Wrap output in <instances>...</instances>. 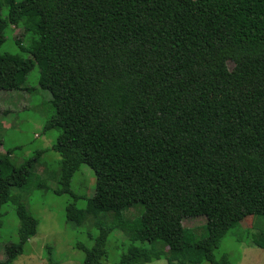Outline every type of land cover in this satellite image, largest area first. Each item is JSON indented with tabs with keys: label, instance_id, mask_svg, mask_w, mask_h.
<instances>
[{
	"label": "trees",
	"instance_id": "obj_1",
	"mask_svg": "<svg viewBox=\"0 0 264 264\" xmlns=\"http://www.w3.org/2000/svg\"><path fill=\"white\" fill-rule=\"evenodd\" d=\"M8 25L23 29L28 57L0 52V90L24 89L38 66L53 108L43 131H56L60 156L54 192L76 200L75 172L94 174L85 207L67 203L66 221L114 211L94 221L90 248L76 243L83 264H100L114 229L128 241L115 264H235L215 255L221 239L264 216V0H0V45ZM9 154L0 224L12 204L19 226L0 264L39 223L13 192L27 189L35 157L25 169ZM137 204L138 217H122ZM198 216L205 235L194 238L182 221Z\"/></svg>",
	"mask_w": 264,
	"mask_h": 264
},
{
	"label": "rangeland",
	"instance_id": "obj_2",
	"mask_svg": "<svg viewBox=\"0 0 264 264\" xmlns=\"http://www.w3.org/2000/svg\"><path fill=\"white\" fill-rule=\"evenodd\" d=\"M1 15L6 16L5 6L1 9ZM18 38L22 39L23 45L27 44L28 38H25L23 29L8 25L4 30L0 52L28 57L27 53L20 50ZM38 77L39 68L35 65L25 77L24 89L0 90V157L9 151L12 165H23L25 169H29L27 159L35 157L27 189L12 188L39 223L36 234L28 240L23 253L12 264H83L85 251L78 248L76 243L90 248L97 235L94 221L98 218L111 222L114 211L96 216L85 212L78 225L66 221L67 203L74 201L77 207H85L86 198L94 190V174L86 164H82L75 172L70 189L78 196L76 200L70 194L54 192L57 187L60 156L51 148L56 131H43V123L52 114L53 108L50 93L40 87ZM141 210L142 206L137 204L121 211V215L123 218L133 219L139 216ZM1 211L2 259L5 257V246L17 241L19 221L12 204H4ZM182 224L191 229L194 238L205 235V218L202 216L187 217ZM123 233L122 230L114 229L109 234L105 244L106 254L100 264H115L119 260L128 243ZM263 233L264 216H249L225 234L215 250V255L225 254L235 264H264ZM145 264H166V261L158 259ZM201 264L209 263L204 261Z\"/></svg>",
	"mask_w": 264,
	"mask_h": 264
}]
</instances>
